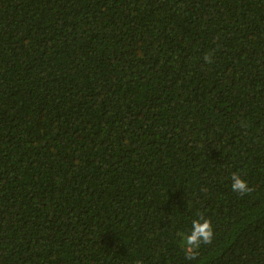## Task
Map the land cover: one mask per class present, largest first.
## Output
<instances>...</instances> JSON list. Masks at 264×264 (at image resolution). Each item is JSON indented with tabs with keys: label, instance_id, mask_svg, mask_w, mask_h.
<instances>
[{
	"label": "trees",
	"instance_id": "1",
	"mask_svg": "<svg viewBox=\"0 0 264 264\" xmlns=\"http://www.w3.org/2000/svg\"><path fill=\"white\" fill-rule=\"evenodd\" d=\"M137 261L264 264V0H0V264Z\"/></svg>",
	"mask_w": 264,
	"mask_h": 264
},
{
	"label": "clouds",
	"instance_id": "2",
	"mask_svg": "<svg viewBox=\"0 0 264 264\" xmlns=\"http://www.w3.org/2000/svg\"><path fill=\"white\" fill-rule=\"evenodd\" d=\"M206 62H212V56L205 57ZM231 189L240 195L250 194L254 189L249 186L248 181L239 173L231 174ZM181 246L184 249L185 256L189 260H194L199 255V250L202 245H208L214 239V226L212 221L203 215H199L191 221V229L187 233H181ZM137 264H142V261H137Z\"/></svg>",
	"mask_w": 264,
	"mask_h": 264
}]
</instances>
